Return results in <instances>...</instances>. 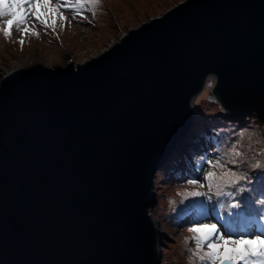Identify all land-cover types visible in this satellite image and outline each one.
<instances>
[{"label":"water","instance_id":"water-1","mask_svg":"<svg viewBox=\"0 0 264 264\" xmlns=\"http://www.w3.org/2000/svg\"><path fill=\"white\" fill-rule=\"evenodd\" d=\"M0 76V264H161L154 176L194 101L264 123V0H183L80 64Z\"/></svg>","mask_w":264,"mask_h":264},{"label":"rangeland","instance_id":"rangeland-1","mask_svg":"<svg viewBox=\"0 0 264 264\" xmlns=\"http://www.w3.org/2000/svg\"><path fill=\"white\" fill-rule=\"evenodd\" d=\"M181 1L183 0H99L94 10L90 6L81 9V15H74L71 9L64 10L63 14L67 19L60 20L57 17L54 29L45 28L35 21V18H29L26 21L27 26L38 35L29 32L23 37L21 30L24 25L14 27L12 35L5 37L3 28L5 21L11 16L10 14L0 16V76L4 74L3 70L20 66L22 59L32 60L34 57L80 64L104 51L125 31L133 28V25L162 15L169 7ZM21 39L24 41L23 44L19 42ZM205 87L206 91L203 92L204 88L201 91L203 94L199 93L195 98V116L189 135L179 143L177 150L172 152L170 159L154 176L157 198L155 207L150 209V214L158 223L161 264H200L192 255L191 250L195 249V244L192 242L185 244V239L192 235L188 228L194 218L199 219L201 223L217 222V216L212 215V211L206 219L199 217V212L196 211L199 208L194 202L202 201L200 199L202 197L188 196V192L198 188V185L190 184L188 181L195 179L203 183L204 175L212 170L203 161L216 158H205L201 154L203 140H206V147H212L207 144L208 134L209 138L211 136L216 138V142H222L227 149L224 157L219 158L221 162L233 158L231 156L233 146L241 150L243 156L237 158L239 164H229L228 167L237 171L246 168L247 173L252 175L248 190L253 193L248 197L264 195V123L251 113L238 117L230 116L217 102L208 100L212 82L207 83ZM192 158L197 165L192 163ZM257 162H260V168L253 167ZM199 190L206 191V188ZM217 209V215L222 216ZM186 212L190 214L182 217ZM245 222H249L250 230L253 232L256 229H264V221L261 222L256 216L248 218L241 216L238 224L230 222L228 224L227 219L220 221L235 232L240 231V226Z\"/></svg>","mask_w":264,"mask_h":264},{"label":"snow or ice","instance_id":"snow-or-ice-1","mask_svg":"<svg viewBox=\"0 0 264 264\" xmlns=\"http://www.w3.org/2000/svg\"><path fill=\"white\" fill-rule=\"evenodd\" d=\"M99 0H0V16L10 14L11 18L5 21L3 34L5 37L12 35L14 27L24 25L21 30V36L31 32L32 35H38L27 26L26 21L29 18H35L40 25L45 28H55L57 17L60 20H66L63 11L71 9L74 15H81V9L91 7L93 10ZM43 9L44 11H41ZM24 43L23 39L19 41ZM232 159L221 162V159L207 160L210 169L204 175V182L190 179L188 183L198 185L197 189L188 192L190 197H207L212 200L213 194L216 197H234L233 202L228 205L229 212L227 217L218 216L216 205L224 207L223 202L216 201L215 204H209L205 201L194 202L199 208V217L208 218L209 208L212 209V215L217 216L215 223H201L199 219L194 218L191 226L188 228L192 235L185 239V244L189 242L195 244V249L191 250L193 258L200 264H264V230H250L249 222L240 226V231L235 232L231 227H225L220 223L221 220H232L233 217L242 216L247 207L245 198L238 196L237 193L246 191V188L240 185L241 181L248 182L247 174H241L228 165H238L239 157L243 153L238 147L231 148ZM253 167L260 168V162ZM219 170V171H217ZM206 188V191L199 189ZM187 199V197H185ZM264 218V216H262ZM206 249V250H205Z\"/></svg>","mask_w":264,"mask_h":264},{"label":"trees","instance_id":"trees-1","mask_svg":"<svg viewBox=\"0 0 264 264\" xmlns=\"http://www.w3.org/2000/svg\"><path fill=\"white\" fill-rule=\"evenodd\" d=\"M208 135H207V138L209 139V141H208L207 144L208 145H212V147L211 146H207L206 147L205 146L206 140H203V142L201 143L202 144L201 145L202 147L200 146L202 151H203V149L205 150V151H203V155L206 156L207 158L208 157H216L215 159H217V158H220L221 157V159H222L224 157L225 150H227V149L225 148V146H223V143L222 142H220V141L216 142V138H213L212 136H211V138H209ZM194 141L197 142L196 140H194ZM210 149H212V150H210ZM213 149H214V152H213ZM192 157H194V156H192ZM192 160H193V163H196L193 158H192ZM238 168H240V166ZM238 172H240L241 174H247V176L250 179H249L248 182L241 181L240 182V185H237L236 186V187H240L241 185H243L246 188V191L239 192V193H237V195L238 196H243L245 198V203L247 204V206L251 203V200H254V204L257 203L258 210L260 212L261 211L263 212V210H264V195L263 194H260V195H257L254 198L253 197H248L249 194H252L253 193V192H250L248 190L249 187L251 186V181L250 180L253 179L252 175H250V174L247 173V169L246 168H240L238 170ZM209 195H211L212 196V199H215V201L219 200V198H223V200H225V203H224L225 209H229L228 205H230L233 202V200L235 199L234 197H232V198H230V197H216L213 194H209Z\"/></svg>","mask_w":264,"mask_h":264},{"label":"bare ground","instance_id":"bare-ground-1","mask_svg":"<svg viewBox=\"0 0 264 264\" xmlns=\"http://www.w3.org/2000/svg\"><path fill=\"white\" fill-rule=\"evenodd\" d=\"M18 67H19V66H18ZM205 91H206V87H205V89L203 90V92H205ZM202 94H203V93H201V95H202ZM178 146H179V144H178ZM178 146H177V147H178ZM176 150H177V148H176ZM169 159H170V158H168L167 161H168ZM167 161H166V162H167ZM166 162H165V163H166ZM219 214H220V213H219ZM221 215H222V214H221ZM228 224H229V223H228ZM253 229H256V228H253ZM263 230H264V229H263ZM236 231H237V230H236ZM158 237H159V236H158ZM159 239H160V237H159Z\"/></svg>","mask_w":264,"mask_h":264}]
</instances>
